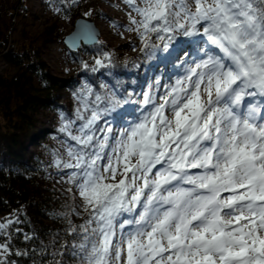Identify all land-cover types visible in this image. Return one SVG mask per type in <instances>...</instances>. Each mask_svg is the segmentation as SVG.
Returning a JSON list of instances; mask_svg holds the SVG:
<instances>
[{"label":"snow or ice","instance_id":"1","mask_svg":"<svg viewBox=\"0 0 264 264\" xmlns=\"http://www.w3.org/2000/svg\"><path fill=\"white\" fill-rule=\"evenodd\" d=\"M125 3L129 23L117 26L178 71L135 101L97 93L90 114L76 109L78 134L60 113L75 143L53 163L79 197L64 215H83L68 221L67 252L75 264H264V0ZM13 221L0 222V264L28 254L13 252ZM66 244L51 264H65L55 257Z\"/></svg>","mask_w":264,"mask_h":264},{"label":"trees","instance_id":"2","mask_svg":"<svg viewBox=\"0 0 264 264\" xmlns=\"http://www.w3.org/2000/svg\"><path fill=\"white\" fill-rule=\"evenodd\" d=\"M55 1L73 19L78 15L82 16V9L73 10L75 0ZM1 43L2 54L15 66V72L10 79L0 77V222L10 218V214L16 217L9 229L10 243L13 252L23 249L28 253L25 256L13 254L11 259L18 261V264H51L53 256L49 253L55 251L60 243L67 242L65 254L57 255L55 259H63L65 264H75V260L67 252V245H71L74 238L67 231L68 221L72 224L82 223L83 215L77 216L75 212L67 216L64 214L79 197L67 191L71 187L69 184L65 189H60L48 183L52 170L48 156L56 152L52 141L63 139L69 144H74L75 141L68 140L59 131L60 126H54L51 130L38 126L36 113L40 108L50 113L63 112L68 119L80 124L76 109L81 108L86 115L90 114L95 95L99 93L102 97H107L100 79L96 78L98 75L111 82L118 94L134 93L131 99L135 101L139 97L130 86L132 83L127 74L133 58L126 56V59H120L115 48L102 41L83 46L90 60H101L98 68L88 66L85 58L79 59L74 52L73 55L79 59L81 71L88 80L85 86L91 88V94L82 101L78 99L82 84L74 76L59 78L52 75L37 49L31 46L15 47L4 40ZM104 53L109 55L105 56ZM148 60L144 56L143 65ZM82 103H88L89 109L82 108ZM99 103L103 104V99ZM29 144L36 146L34 151H29ZM77 210L83 211L79 207ZM25 234H29V240L24 239ZM7 239L8 237L0 234V242Z\"/></svg>","mask_w":264,"mask_h":264},{"label":"rangeland","instance_id":"3","mask_svg":"<svg viewBox=\"0 0 264 264\" xmlns=\"http://www.w3.org/2000/svg\"><path fill=\"white\" fill-rule=\"evenodd\" d=\"M75 2L76 5L73 6V10L82 9V16L92 20L97 28L96 18H100L104 22L107 36L99 31L100 37L97 43L102 41L109 47L115 48L120 59L124 60L126 56H132V65L127 74L130 76L131 83H133L132 86L139 87V95L147 90L151 83V79L149 81L145 80L148 67L152 69L151 72L158 69L163 75L167 72V75L165 74L162 79L163 83L171 82L168 75L174 77L177 70L166 69L162 64L157 65L159 62L155 57H149L145 51H142V44L136 32L117 26L129 23L128 13L131 9L128 8L125 0H75ZM140 2L141 0H137V3ZM57 7L60 8L59 12L55 10ZM123 9L127 11H123ZM75 20L65 14L55 0H18V3H16V0H0V77L4 80L10 79L15 72V66L10 64L2 54L1 45L3 43L1 42L4 40L7 44H13L15 47H34L40 53L46 68L52 75L59 78L74 76L82 84L81 89H83L88 80L81 71L79 59L85 58V63L88 66L98 68L99 65L96 64L95 60L88 58L85 50H83L84 45L75 52L78 59L73 55L74 51L64 42V37L74 29ZM153 42L159 43L155 40ZM144 56L149 57V61L145 63L146 65L142 63ZM96 78L100 79V85L105 88L106 96L113 91L118 93L113 84L104 76L98 75ZM163 83L159 88H156V91H164ZM36 118L38 126L45 130H51L54 126H60L61 124L58 112L50 113L44 108L37 110ZM72 121L74 122L72 132L78 134L77 126L79 123L73 119ZM67 138L71 140L69 137ZM65 141L63 139L52 141L54 147H56V153L64 159L67 158ZM35 147L34 144L28 145L29 151H34ZM48 161L52 169L48 183L57 188L65 189L68 184L65 183L62 175H58V173L66 174L68 170L57 168L53 163V155L48 156Z\"/></svg>","mask_w":264,"mask_h":264},{"label":"water","instance_id":"4","mask_svg":"<svg viewBox=\"0 0 264 264\" xmlns=\"http://www.w3.org/2000/svg\"><path fill=\"white\" fill-rule=\"evenodd\" d=\"M100 32L94 22L79 16L74 23V29L64 37V42L72 50L77 51L82 45H93L98 42Z\"/></svg>","mask_w":264,"mask_h":264},{"label":"bare ground","instance_id":"5","mask_svg":"<svg viewBox=\"0 0 264 264\" xmlns=\"http://www.w3.org/2000/svg\"><path fill=\"white\" fill-rule=\"evenodd\" d=\"M123 11H127V10L123 9ZM95 23L97 24L101 34H104L105 36H107L106 27H105L104 22L100 18H96Z\"/></svg>","mask_w":264,"mask_h":264}]
</instances>
